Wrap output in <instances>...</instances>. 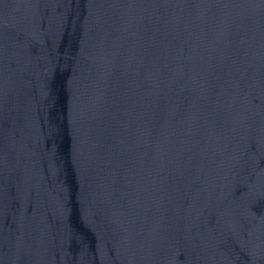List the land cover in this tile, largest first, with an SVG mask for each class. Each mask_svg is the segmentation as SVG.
<instances>
[{
	"label": "water",
	"instance_id": "obj_1",
	"mask_svg": "<svg viewBox=\"0 0 264 264\" xmlns=\"http://www.w3.org/2000/svg\"><path fill=\"white\" fill-rule=\"evenodd\" d=\"M0 264H264V0H0Z\"/></svg>",
	"mask_w": 264,
	"mask_h": 264
}]
</instances>
